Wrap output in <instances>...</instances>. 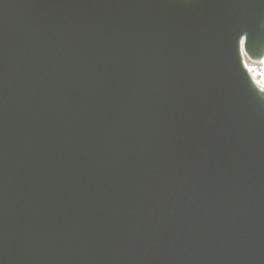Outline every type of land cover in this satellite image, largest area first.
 Returning <instances> with one entry per match:
<instances>
[{
  "label": "water",
  "instance_id": "1",
  "mask_svg": "<svg viewBox=\"0 0 264 264\" xmlns=\"http://www.w3.org/2000/svg\"><path fill=\"white\" fill-rule=\"evenodd\" d=\"M264 0H0V264H264Z\"/></svg>",
  "mask_w": 264,
  "mask_h": 264
},
{
  "label": "built area",
  "instance_id": "2",
  "mask_svg": "<svg viewBox=\"0 0 264 264\" xmlns=\"http://www.w3.org/2000/svg\"><path fill=\"white\" fill-rule=\"evenodd\" d=\"M244 65L251 78L264 86L263 65L252 63L244 59Z\"/></svg>",
  "mask_w": 264,
  "mask_h": 264
}]
</instances>
